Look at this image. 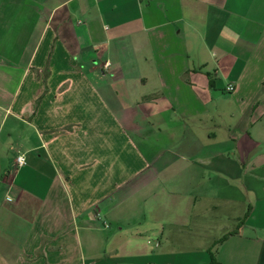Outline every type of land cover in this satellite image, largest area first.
<instances>
[{
  "label": "crops",
  "instance_id": "crops-1",
  "mask_svg": "<svg viewBox=\"0 0 264 264\" xmlns=\"http://www.w3.org/2000/svg\"><path fill=\"white\" fill-rule=\"evenodd\" d=\"M263 205L264 0H0V264H264Z\"/></svg>",
  "mask_w": 264,
  "mask_h": 264
},
{
  "label": "built area",
  "instance_id": "built-area-1",
  "mask_svg": "<svg viewBox=\"0 0 264 264\" xmlns=\"http://www.w3.org/2000/svg\"><path fill=\"white\" fill-rule=\"evenodd\" d=\"M108 66H109V62H107V63L105 64V66L99 70L100 73L104 74V72H105V68L108 67ZM234 90H235V86H234L233 84H229V85L227 86V88H226V91H227V92H232V91H234ZM25 160H26V158H25L24 155H20V156H18V158H17L18 165H19V166H22V165L25 163Z\"/></svg>",
  "mask_w": 264,
  "mask_h": 264
},
{
  "label": "rangeland",
  "instance_id": "rangeland-1",
  "mask_svg": "<svg viewBox=\"0 0 264 264\" xmlns=\"http://www.w3.org/2000/svg\"><path fill=\"white\" fill-rule=\"evenodd\" d=\"M227 96H230V93H226ZM233 104V103H232ZM233 106H235V103L233 104ZM225 110L229 111V109L231 108V105L229 103H226L224 106ZM255 149V147H254ZM264 206V205H263ZM258 215V219L256 218V216ZM249 223L253 222V221H258V222H262L264 223V214H262L261 216L259 214H254L253 216L250 215V217L248 218Z\"/></svg>",
  "mask_w": 264,
  "mask_h": 264
},
{
  "label": "trees",
  "instance_id": "trees-1",
  "mask_svg": "<svg viewBox=\"0 0 264 264\" xmlns=\"http://www.w3.org/2000/svg\"><path fill=\"white\" fill-rule=\"evenodd\" d=\"M211 264H219L214 256H212Z\"/></svg>",
  "mask_w": 264,
  "mask_h": 264
}]
</instances>
